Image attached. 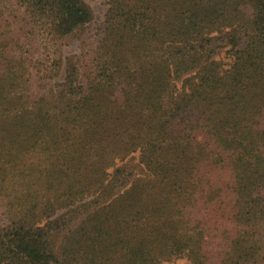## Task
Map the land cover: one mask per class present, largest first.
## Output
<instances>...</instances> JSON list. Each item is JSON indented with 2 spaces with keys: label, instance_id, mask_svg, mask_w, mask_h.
<instances>
[{
  "label": "trees",
  "instance_id": "obj_1",
  "mask_svg": "<svg viewBox=\"0 0 264 264\" xmlns=\"http://www.w3.org/2000/svg\"><path fill=\"white\" fill-rule=\"evenodd\" d=\"M106 1L0 0V264H264V0Z\"/></svg>",
  "mask_w": 264,
  "mask_h": 264
},
{
  "label": "rangeland",
  "instance_id": "obj_2",
  "mask_svg": "<svg viewBox=\"0 0 264 264\" xmlns=\"http://www.w3.org/2000/svg\"><path fill=\"white\" fill-rule=\"evenodd\" d=\"M93 9L94 18L90 29L84 33L79 38L72 39L66 44L65 51L66 53L76 52L79 53L83 49V42L90 41L94 34L97 32L99 25L104 21L105 13L108 8L106 0H86ZM219 59H222L225 64H230L231 56L228 52L224 51L221 55L218 56ZM61 79V78H60ZM58 79V80H60ZM2 221L0 213V222ZM162 264H191L190 260L186 257L176 258L173 260L165 261Z\"/></svg>",
  "mask_w": 264,
  "mask_h": 264
}]
</instances>
